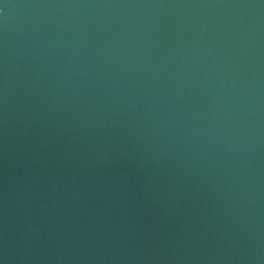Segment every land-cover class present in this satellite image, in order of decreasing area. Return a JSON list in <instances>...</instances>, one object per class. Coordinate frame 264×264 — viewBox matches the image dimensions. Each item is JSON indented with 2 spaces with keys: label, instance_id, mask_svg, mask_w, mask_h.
<instances>
[{
  "label": "water",
  "instance_id": "obj_1",
  "mask_svg": "<svg viewBox=\"0 0 264 264\" xmlns=\"http://www.w3.org/2000/svg\"><path fill=\"white\" fill-rule=\"evenodd\" d=\"M0 264H264V0H0Z\"/></svg>",
  "mask_w": 264,
  "mask_h": 264
}]
</instances>
